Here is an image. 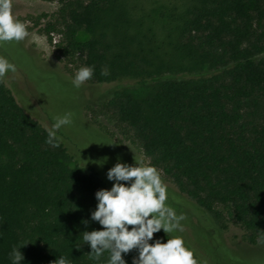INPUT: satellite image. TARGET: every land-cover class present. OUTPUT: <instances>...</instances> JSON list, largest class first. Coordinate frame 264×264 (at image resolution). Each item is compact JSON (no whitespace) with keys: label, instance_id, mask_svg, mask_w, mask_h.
Masks as SVG:
<instances>
[{"label":"trees","instance_id":"1","mask_svg":"<svg viewBox=\"0 0 264 264\" xmlns=\"http://www.w3.org/2000/svg\"><path fill=\"white\" fill-rule=\"evenodd\" d=\"M56 1L43 31L50 40L59 34L66 66H92L90 83L139 84L92 111L199 207H230L245 240L264 248V0L154 1L144 10L125 0ZM26 65L42 86L41 69ZM46 137L0 77V264H11L14 246L21 264H50L60 254L71 264H104L107 251L90 259L81 232L102 227L90 212L95 191L110 187ZM156 238L168 237L158 230ZM137 254L122 255L132 264Z\"/></svg>","mask_w":264,"mask_h":264},{"label":"rangeland","instance_id":"2","mask_svg":"<svg viewBox=\"0 0 264 264\" xmlns=\"http://www.w3.org/2000/svg\"><path fill=\"white\" fill-rule=\"evenodd\" d=\"M132 7L144 10L154 1H170L179 4L183 0H125ZM13 15L26 25L27 35L12 45L0 44V56L16 67L2 77L6 87L24 110L45 129L53 123V117L69 113L71 122L56 130L55 138L61 141L71 154L72 166L81 165L91 169L111 187L106 171L116 162L134 163V155L149 163V158L130 140L124 138L112 121L96 115L91 107L118 89L138 88L136 80L123 77L111 82H84L79 88L71 83L73 73L57 49V32L49 35L43 28L49 15L59 6L56 0H11ZM47 13L48 16H43ZM79 39L88 35L80 32ZM12 50V51H11ZM16 58L13 57L12 53ZM41 69L37 76L41 86L28 71L27 65ZM103 130H102V129ZM104 131V132H103ZM130 146V147H129ZM167 185L165 203L177 214H183L179 223L182 231L169 233L183 237L196 260V264H264V248L249 244L244 230L234 219L228 206L216 205L208 212L182 194L175 183L156 168ZM164 231L163 229H160ZM256 247V248H255Z\"/></svg>","mask_w":264,"mask_h":264},{"label":"clouds","instance_id":"3","mask_svg":"<svg viewBox=\"0 0 264 264\" xmlns=\"http://www.w3.org/2000/svg\"><path fill=\"white\" fill-rule=\"evenodd\" d=\"M26 35V25L12 13L11 0H0V44L19 42ZM15 71V65L0 56V77ZM92 74V66H80L74 71L71 83L79 88ZM101 74L106 75V69H101ZM70 122L69 113L53 117L52 125L45 128V142L54 145L56 130ZM106 178L112 181L111 187L95 191L96 206L90 212V219L102 227L81 232V240L90 248V259L97 260L107 251L104 264H126L122 254L135 248L138 254L132 257V264H196L193 252L186 246L183 237L169 236V233L183 230L179 222L184 217L165 203L167 185L155 166L134 155L133 164L116 162L108 168ZM88 222L82 220L85 225ZM160 229L167 234L166 241L152 239ZM20 247L11 249V264H21L23 254ZM75 247L80 248L81 244ZM50 264H71V261L60 254Z\"/></svg>","mask_w":264,"mask_h":264}]
</instances>
